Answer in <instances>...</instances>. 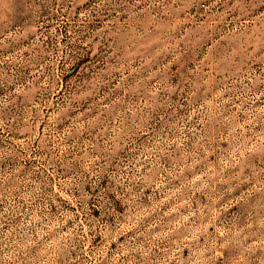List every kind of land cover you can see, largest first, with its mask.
I'll use <instances>...</instances> for the list:
<instances>
[{"label":"rangeland","instance_id":"obj_1","mask_svg":"<svg viewBox=\"0 0 264 264\" xmlns=\"http://www.w3.org/2000/svg\"><path fill=\"white\" fill-rule=\"evenodd\" d=\"M0 264H264V0H0Z\"/></svg>","mask_w":264,"mask_h":264}]
</instances>
